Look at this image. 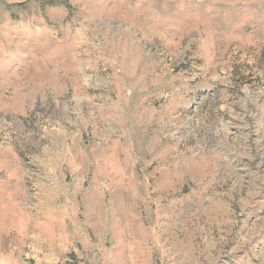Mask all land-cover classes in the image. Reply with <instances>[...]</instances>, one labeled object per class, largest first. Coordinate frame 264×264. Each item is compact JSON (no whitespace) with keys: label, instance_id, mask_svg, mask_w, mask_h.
I'll list each match as a JSON object with an SVG mask.
<instances>
[{"label":"rangeland","instance_id":"374dc122","mask_svg":"<svg viewBox=\"0 0 264 264\" xmlns=\"http://www.w3.org/2000/svg\"><path fill=\"white\" fill-rule=\"evenodd\" d=\"M0 264H264V0H0Z\"/></svg>","mask_w":264,"mask_h":264}]
</instances>
